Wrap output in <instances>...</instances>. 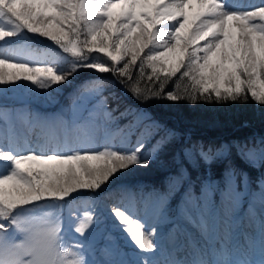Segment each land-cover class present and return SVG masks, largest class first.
Listing matches in <instances>:
<instances>
[{
  "label": "snow or ice",
  "instance_id": "obj_1",
  "mask_svg": "<svg viewBox=\"0 0 264 264\" xmlns=\"http://www.w3.org/2000/svg\"><path fill=\"white\" fill-rule=\"evenodd\" d=\"M24 30L55 42L81 61L85 49L89 54L102 53L107 58L104 63L83 65L100 73L128 76L138 62L142 74L147 67L157 80L182 73L191 81L193 103L198 93L208 101L214 96L216 101L235 102L243 96L247 103L250 96L264 106V0L240 8L230 7L227 0H0V41ZM58 73L52 66L0 59V85L24 80L49 89L67 82V76ZM90 90L99 93L102 84L97 82ZM159 95L154 92L145 101ZM165 99L177 102L182 97L169 91ZM103 104L101 101L100 106ZM103 115L108 118L112 113L105 110ZM153 124L159 130L160 125ZM77 126L78 141L91 143L95 122L86 120ZM235 147L250 163L257 153L264 159V141L259 148L247 143ZM226 149L221 145L215 154ZM142 150V143L126 151L107 145L103 151L76 148L51 154L0 150V161L10 162V171L0 174V264H89L84 243L66 242L56 216L36 218L28 209L43 201H64L77 190H99L118 171L132 165L148 166L150 158L141 157ZM212 154L211 148L198 151L206 163L211 162ZM113 211L120 222L129 225L123 231L139 249H157L153 233L141 231L142 224L119 207ZM90 223L93 217L85 213L75 233L84 236ZM197 226L213 233L216 229L215 222L204 217ZM261 250L264 252V237ZM192 264L204 262L194 260ZM216 264L248 262L218 260Z\"/></svg>",
  "mask_w": 264,
  "mask_h": 264
},
{
  "label": "trees",
  "instance_id": "obj_2",
  "mask_svg": "<svg viewBox=\"0 0 264 264\" xmlns=\"http://www.w3.org/2000/svg\"><path fill=\"white\" fill-rule=\"evenodd\" d=\"M83 39L84 37L81 36V40ZM16 44H23L36 54H45L41 61L29 66H52L59 70L58 74H68L71 83L66 92L72 88L78 93L84 90L83 87L88 90L97 82L102 84V91L99 93L93 91L92 94L97 96L99 104L104 101L102 107L112 113L111 117L105 118L106 133H111L112 137L105 142L101 151L105 150L106 145L113 150L126 151L135 149L142 143L143 150L140 156L150 158L148 166L132 165L129 168H134L133 173H129L127 168L128 176H121L123 173L115 175L103 186L117 187L123 192H130L129 188L133 186L141 189L143 194H147V200L152 208L161 209L163 212L159 225H166L163 228L165 231L168 228L166 234L174 228L176 230L177 227V230L188 233L192 240L199 242L198 244L203 243L202 240L207 242L205 237L211 231H202L197 224L201 217L210 222L215 216L219 229L213 237H217L218 243H223L224 237L228 236L224 231L225 219L230 214L233 216L235 212L226 207L232 200L228 194L230 178L234 182L233 189L243 196L237 218L229 224L228 232L233 233V225L239 227L241 222L247 221L256 213L263 215L259 228L264 232V208L257 201L259 193H264V159L257 153L250 163L238 155L235 147L237 143L260 147L261 142L264 141V106L252 101L250 96L247 103H243V96L235 102L216 101L214 96L208 101L207 97H200L198 93L193 103L189 98L192 95L191 81L183 77L182 73L169 80H157L152 77L147 67L142 74L139 62L130 70L128 76H119L111 72L100 73L83 65L89 62L104 63L107 58L102 53L89 54L85 49L81 61L79 57L64 52L55 42L38 34L27 33L26 30L17 37L0 41V47ZM14 70L6 69V71ZM20 81L0 85V110L6 107L2 102L9 100L7 89L22 92ZM169 91L182 99L177 102L165 99ZM154 92L160 93L159 97L145 101V97H151ZM10 105L14 107L10 108L12 113L23 108L14 102ZM52 109L54 111L57 108ZM34 110H30L29 116L39 117V114L33 115L37 112ZM25 111L28 112V109ZM54 114L58 116L57 111ZM153 122L160 125L159 130ZM22 132H17L19 145H23L25 141L20 135ZM169 132H174L175 135L170 136ZM221 145L227 146V149L216 155V149ZM201 147L205 150L212 149L210 163H206L198 155ZM90 148L99 150V147ZM187 152L191 155H186ZM244 188L247 189L245 192L247 194L244 193ZM97 191L77 190L68 198L80 197L89 192L96 197L99 193ZM205 198H208L212 206L217 205V212L211 213L206 209ZM99 216H104L101 220L105 224L108 214L96 215L95 219ZM219 220H222L221 224ZM109 221L106 225L107 230L116 226L110 225L112 219ZM192 221L197 223L192 224ZM253 228L256 230L257 227ZM228 242L232 247L234 242L231 237ZM175 246L178 247L177 243ZM246 246H248L247 252L250 253V246Z\"/></svg>",
  "mask_w": 264,
  "mask_h": 264
},
{
  "label": "rangeland",
  "instance_id": "obj_3",
  "mask_svg": "<svg viewBox=\"0 0 264 264\" xmlns=\"http://www.w3.org/2000/svg\"><path fill=\"white\" fill-rule=\"evenodd\" d=\"M220 2L223 3L224 0H220ZM227 2L229 6L233 8L246 7L250 4H259V0H227ZM23 44L20 46L17 44L15 48H4L0 51V58L8 59L9 62L19 61L26 64L44 58L45 54H36L35 51L26 48L25 45L23 47ZM65 76L68 78L67 82L53 85L49 89H40L38 85H33L30 81H20L22 83L21 93L13 91L12 89H7L9 90V94L7 95L9 100L4 103L2 102L6 107L0 110V150H10L15 154H27L30 151L51 154L53 150L67 151L76 148L99 147L98 149L101 151L105 142L112 137L111 133H106L105 117L103 115L105 109L100 106L97 96L92 94L93 91L90 89L86 90V87H83L82 89L84 90H80L78 93H75V90L72 88L66 92L67 87H69L71 83V78L68 74H65ZM11 102L23 108L12 113L10 108L14 107L10 105ZM54 107L57 109L52 111ZM26 109H28V112L25 111ZM33 109L37 111L34 112L33 115L39 114V117L33 118L29 116L30 110L33 111ZM55 111H57L58 116L54 114ZM86 120L95 122V134L91 143L83 144L77 139L80 134V129L77 125ZM19 131H23L20 134L21 137L25 139L23 145H19L17 142V132ZM8 171H10V162L0 161V174H6ZM121 171H118L115 175L123 173L121 176H128V172L133 173L135 170L134 168H129V171L128 169ZM233 187L234 182L233 179L230 178L228 194L232 200L230 203H227L226 207L231 208V211L235 210V212L233 216L230 214L228 218L225 219L224 231L226 235L230 234L228 232L229 224H231L233 220H236L239 207L242 203L240 194H238ZM105 188V186H102V188L97 191L99 192L97 197L92 196L91 192H89L83 196L68 198L64 201H43L37 208L33 209L30 207L28 211L34 213L36 218L45 215L56 216L59 223L62 225L63 237L66 238V242L71 244L74 240H80L84 243L87 252L86 259L89 264H101L100 259L98 260V252L94 249V246H100L99 243H102V239L106 238L103 231L109 219L113 220L110 225H116L113 226V229L116 230V233L119 235L117 238L125 245L117 246V239L114 240L113 236L108 232L106 235H108L107 237L110 240L105 242V246L101 249L102 253H100L104 258L103 261L105 264H192L194 260L203 261L204 264H216L218 260H234L233 258L223 257V254H227L228 252V248L224 247V249L223 245L219 247L220 253L222 252L221 255L211 254L212 246L210 240L212 237L210 233H208V237H206L207 242L202 240L203 243L199 246H195L197 251H192V254L198 257L197 260L193 257L184 255V251L182 250L187 249V236L178 234L175 228L169 235L168 244L165 245L164 234L168 231V228L165 231L163 228L166 225H159L163 212L161 209L155 210L152 208L150 202L147 200V194H143L142 190L137 189L135 186L129 188L130 192H123L117 187ZM246 190L247 189L244 188V193ZM257 201L264 208V193H259ZM204 205H206V209L212 213V207L214 205L212 206L208 198H205ZM115 207H119L130 219H135L137 222L141 223V231L153 233V238L156 243L158 241L160 244L157 245V249L154 252L141 250L131 241L130 235L123 231V229L127 228L129 225L120 222L119 219L114 216L113 210ZM85 213L93 217V223H90L89 229H86L85 235L81 237V234L75 233V227L85 218ZM102 213L108 214L107 218L105 217L107 219L104 222L105 224H103L101 220L104 216H99L98 219H95L96 215H101ZM188 219L190 220V218ZM259 219L260 216L256 217V219H248V223L245 226L248 232H246L248 240H250L249 231H253L252 227L256 226ZM210 222H212V220ZM192 224L190 226H192ZM254 233L257 234L256 232ZM254 233L251 234L255 238ZM233 235L235 236V232H233ZM261 237H264V232ZM178 240H182L185 244V248H175L177 247L175 243ZM162 242L163 246L161 245ZM214 243L215 241L212 242V245ZM258 245L259 243L257 242L255 246L258 247ZM71 246L79 247V245L74 244ZM126 246H130L131 249ZM128 250H132V255H127ZM186 251L190 253V248L188 247ZM180 252L181 255H184L181 259L177 257V255H180ZM241 256L242 260L240 261H243V258L247 259L245 254ZM144 257H147V260H145ZM204 258L206 260H204ZM214 258L216 259L215 262H213ZM154 260L155 262H153ZM260 260L259 262H255L251 259L245 261H247L248 264H262L264 259Z\"/></svg>",
  "mask_w": 264,
  "mask_h": 264
},
{
  "label": "bare ground",
  "instance_id": "obj_4",
  "mask_svg": "<svg viewBox=\"0 0 264 264\" xmlns=\"http://www.w3.org/2000/svg\"><path fill=\"white\" fill-rule=\"evenodd\" d=\"M168 139H169V138H168ZM165 141H166V140H165ZM247 185H248V184H247ZM247 185H246V186H247ZM250 187H251V186H250ZM253 188H254V187H252V189H253ZM243 194H244V193H243ZM245 194H247V193H245ZM240 196H241V195H240ZM242 196H243V195H242ZM242 196H241V199H242ZM245 196H246V195H245ZM247 197H248V196H247ZM249 200H250V199H249ZM241 201H242V200H241ZM214 203H216V202H214ZM244 203H245V202H244ZM244 203H243V204H244ZM248 203H249V202H248ZM250 203H251V202H250ZM217 204H218V203H217ZM224 205H225V204H224ZM219 206H220V205H219ZM219 206H218V207H219ZM222 207H223V206H222ZM251 207H252V206H251ZM251 207H250V208H251ZM218 209H219V208H218ZM220 210H221V209H220ZM204 212H205V211H204ZM208 214H209V213H208ZM219 223L221 224V222H219ZM222 228H223V226H222ZM247 228H248V227H247ZM246 232H247V231H246ZM247 233H248V232H247ZM247 233H246V234H247ZM252 234H253V233H252ZM254 234H255V233H254ZM255 235H256V234H255ZM204 237H205V235H204ZM207 237H208V236H207ZM205 238H206V237H205ZM253 238H254V237H253ZM208 239H209V238H208ZM157 243H158V241H157ZM162 243H163V242H162ZM162 243H161V244H162ZM157 245H160V244L158 243ZM165 247H166V246H165Z\"/></svg>",
  "mask_w": 264,
  "mask_h": 264
}]
</instances>
